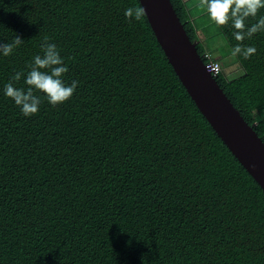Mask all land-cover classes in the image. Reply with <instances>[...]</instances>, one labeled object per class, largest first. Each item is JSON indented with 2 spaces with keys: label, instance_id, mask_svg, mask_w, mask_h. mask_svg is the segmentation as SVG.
<instances>
[{
  "label": "trees",
  "instance_id": "16d2710c",
  "mask_svg": "<svg viewBox=\"0 0 264 264\" xmlns=\"http://www.w3.org/2000/svg\"><path fill=\"white\" fill-rule=\"evenodd\" d=\"M190 1L170 3L264 143V32L239 42L230 24L216 25L230 51L257 49L234 57L242 73L228 79L198 41ZM129 7L142 9L0 0V43L22 40L0 54V264H264V192L201 115L144 12L127 18ZM45 38L67 65L64 83L78 86L56 105L34 92L41 104L26 117L3 88L29 87L13 77Z\"/></svg>",
  "mask_w": 264,
  "mask_h": 264
},
{
  "label": "water",
  "instance_id": "95a60500",
  "mask_svg": "<svg viewBox=\"0 0 264 264\" xmlns=\"http://www.w3.org/2000/svg\"><path fill=\"white\" fill-rule=\"evenodd\" d=\"M165 57L218 138L264 192V143L206 70L170 0H138Z\"/></svg>",
  "mask_w": 264,
  "mask_h": 264
},
{
  "label": "clouds",
  "instance_id": "9594fccd",
  "mask_svg": "<svg viewBox=\"0 0 264 264\" xmlns=\"http://www.w3.org/2000/svg\"><path fill=\"white\" fill-rule=\"evenodd\" d=\"M200 7L216 25L230 24L236 41L243 42L258 32H264V15L258 16L260 10L264 9V0H201ZM142 13L143 9L129 7L124 10L127 18L139 19ZM249 17L256 18V22L250 25L246 23ZM21 42L16 36L12 43H0V54H11L13 48ZM40 47L42 55L37 54L32 58L27 74L17 73L13 77V80L19 81L23 75L24 83L29 87L18 88L9 81L3 88V95L11 98L26 117L36 114L41 104V97L34 92H41L48 103L56 105L72 97L78 86V81L75 80L70 85L64 83L62 76L68 68L57 45L49 43L48 38H45ZM256 51L253 46L238 43L231 48V55H241L248 59Z\"/></svg>",
  "mask_w": 264,
  "mask_h": 264
},
{
  "label": "rangeland",
  "instance_id": "374dc122",
  "mask_svg": "<svg viewBox=\"0 0 264 264\" xmlns=\"http://www.w3.org/2000/svg\"><path fill=\"white\" fill-rule=\"evenodd\" d=\"M201 0H191L187 2L190 12L192 13L193 19L195 18V25L199 29V43L212 57L219 60L223 65V69L228 73L227 78L232 79L234 77L239 76L242 71L238 68V64L236 60L231 55V51L228 48L223 36L219 33V29L216 24L212 22L207 16L204 9L200 6L197 9L198 15L195 14V10L193 11V6ZM193 11V12H192Z\"/></svg>",
  "mask_w": 264,
  "mask_h": 264
},
{
  "label": "built area",
  "instance_id": "2783aa9c",
  "mask_svg": "<svg viewBox=\"0 0 264 264\" xmlns=\"http://www.w3.org/2000/svg\"><path fill=\"white\" fill-rule=\"evenodd\" d=\"M203 58L208 62L209 60V56L208 55H204ZM206 70L213 76L216 77L217 75H219L220 71H221V67L218 63H215L213 61L208 62L207 64H205Z\"/></svg>",
  "mask_w": 264,
  "mask_h": 264
}]
</instances>
